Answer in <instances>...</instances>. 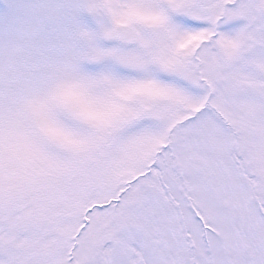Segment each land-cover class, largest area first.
Masks as SVG:
<instances>
[{"label":"snow or ice","instance_id":"6c2138e0","mask_svg":"<svg viewBox=\"0 0 264 264\" xmlns=\"http://www.w3.org/2000/svg\"><path fill=\"white\" fill-rule=\"evenodd\" d=\"M0 264H264V0H0Z\"/></svg>","mask_w":264,"mask_h":264}]
</instances>
